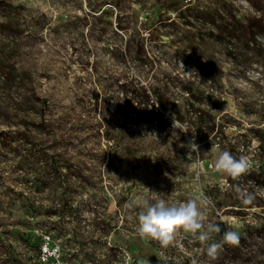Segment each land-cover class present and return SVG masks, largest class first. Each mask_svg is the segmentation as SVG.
Instances as JSON below:
<instances>
[{
	"label": "rangeland",
	"instance_id": "obj_1",
	"mask_svg": "<svg viewBox=\"0 0 264 264\" xmlns=\"http://www.w3.org/2000/svg\"><path fill=\"white\" fill-rule=\"evenodd\" d=\"M253 17L264 0H0V264H264V187L251 176L264 172V28ZM160 98L185 113L186 133ZM191 103L213 131L189 121ZM225 150L249 158L239 180L213 171ZM149 190H202L222 229L208 243L234 230L239 244L211 261L189 234L182 248L140 239L126 205Z\"/></svg>",
	"mask_w": 264,
	"mask_h": 264
},
{
	"label": "clouds",
	"instance_id": "obj_2",
	"mask_svg": "<svg viewBox=\"0 0 264 264\" xmlns=\"http://www.w3.org/2000/svg\"><path fill=\"white\" fill-rule=\"evenodd\" d=\"M173 129L187 132L179 121L173 120ZM186 147L189 151H199V146L193 140L189 141ZM250 161L246 155L239 158L227 150L220 152L212 165L213 171L222 176L230 177L232 180H239L249 170ZM150 195L143 196L129 203L127 208L135 211L136 233L142 240L155 242L162 249L169 247H183L177 240L182 234H189L200 244L204 245V252L207 258L215 261L218 258L223 245H237L240 238L234 230H224L220 242L208 243L216 233L222 231L220 224L213 223L207 218V213L212 201L201 190L196 196L187 200L177 199V193L173 190L168 199H164L159 192L149 190ZM236 191L245 196V203H250L255 195L245 193L237 186ZM138 210V211H136ZM131 218V217H130ZM191 264H198L193 258Z\"/></svg>",
	"mask_w": 264,
	"mask_h": 264
},
{
	"label": "trees",
	"instance_id": "obj_3",
	"mask_svg": "<svg viewBox=\"0 0 264 264\" xmlns=\"http://www.w3.org/2000/svg\"><path fill=\"white\" fill-rule=\"evenodd\" d=\"M249 27L256 29H263L264 28V19L261 17H253L249 21ZM194 98H197L196 94L192 93ZM159 101L162 103V106L165 110L170 112L174 115V117L180 121L185 122L187 121L185 113L181 111V109L175 106V103L172 101L170 102V106L165 105L166 102L164 99L160 98ZM191 109L187 107L186 112L192 111V115L189 117V121L192 122L197 129L211 132L215 128L214 121L211 120V115L206 113V111L201 107H194L193 103H191ZM192 118V119H191ZM252 180L255 184L261 185L264 187V172H253L252 173ZM249 204V203H246Z\"/></svg>",
	"mask_w": 264,
	"mask_h": 264
}]
</instances>
